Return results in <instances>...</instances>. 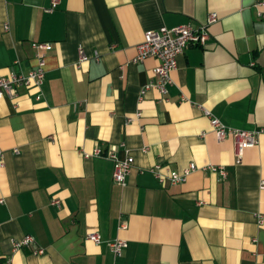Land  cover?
Instances as JSON below:
<instances>
[{
	"label": "crops",
	"instance_id": "0c3cea01",
	"mask_svg": "<svg viewBox=\"0 0 264 264\" xmlns=\"http://www.w3.org/2000/svg\"><path fill=\"white\" fill-rule=\"evenodd\" d=\"M50 6L0 0V76L28 73L38 52L46 70L41 89L0 98V264H264V134L237 163L233 139L220 142L200 107L233 127L264 126V0ZM211 12L218 20L209 38L178 56L167 98L155 88L142 94L158 65L154 57L133 61L145 31L199 27ZM80 46L90 59L79 67ZM97 146L134 157L125 186L113 180L111 158L86 155ZM191 162L198 168L177 184L149 170L160 163L165 173L182 171ZM207 164L226 177L203 170ZM90 232L102 242L87 239ZM26 234L34 243L13 250L12 240ZM116 237L128 242L119 257L107 246Z\"/></svg>",
	"mask_w": 264,
	"mask_h": 264
},
{
	"label": "built area",
	"instance_id": "2783aa9c",
	"mask_svg": "<svg viewBox=\"0 0 264 264\" xmlns=\"http://www.w3.org/2000/svg\"><path fill=\"white\" fill-rule=\"evenodd\" d=\"M60 0H51V6L47 8V11H51L59 4ZM261 4V2H259ZM260 17H264V12L258 11ZM218 20V14L211 12L205 23L199 27H195L192 23H182L175 26H161L155 29H149L145 31L144 40L137 44V55L133 61L141 62L148 57H154L158 59V65L155 67L156 80L151 81L142 87V94L146 90L155 88L157 89L162 99L167 98L169 87L174 84L172 72L177 68V58L182 54L186 48L193 45H203L209 38V26ZM5 28L8 29V23L5 24ZM33 46L41 50H50L52 48L51 42H33ZM94 58L100 59V54L97 50L94 52ZM38 64L35 68L31 69L28 73L10 71L9 73L0 76V98L8 95L14 97L16 90L19 87H36L41 89L45 80V55L44 52L37 53ZM90 59V56L84 50L83 47L79 48V59L77 65L80 67L83 62ZM42 96L40 92L37 95L39 99ZM184 97V96H183ZM141 98V97H140ZM204 114L209 118L211 130L215 133L217 139L220 142L225 141L231 137L234 141V154L236 162L239 163L242 160L245 149L247 147L255 146L260 141V136L264 134V126H259L254 129H244L227 125L219 117H217L212 110L200 105ZM141 116V111L138 110L133 116H128L126 122ZM205 132H203L204 134ZM143 151H147L148 147H144ZM19 148H14L15 153H19ZM5 151L0 147V167L4 165ZM87 156H107L114 162L113 168V180L122 186L127 184V177L133 167L134 157L130 154L124 158H120L117 155L115 149L104 151L102 147L97 146L92 153H86ZM198 166L195 162H191L182 171L169 170L167 173L163 171V166L160 163H156L151 166L149 170L153 172L155 177L162 183L169 182L170 184H177L184 182L189 173L196 170ZM203 170H212L219 172L222 177H226V171L221 166L213 164H207L202 166ZM261 188H264V179L261 181ZM53 204L60 205V199L55 198L52 200ZM260 222H262V216L260 215ZM120 228L125 229L128 227V221L122 219L120 221ZM87 239L94 241L95 243H101L102 237L98 232H90L87 234ZM35 241V238L31 234H26L20 239L12 240L13 250H18L24 246H30ZM107 246L115 257H119L123 254L124 249L128 246L126 239L116 237L114 239L107 240ZM44 252L43 248L35 250V254H41ZM7 264H11V258L8 259Z\"/></svg>",
	"mask_w": 264,
	"mask_h": 264
}]
</instances>
